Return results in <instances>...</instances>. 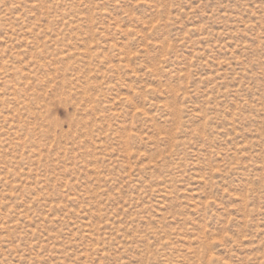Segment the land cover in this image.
<instances>
[{
	"label": "rangeland",
	"instance_id": "obj_1",
	"mask_svg": "<svg viewBox=\"0 0 264 264\" xmlns=\"http://www.w3.org/2000/svg\"><path fill=\"white\" fill-rule=\"evenodd\" d=\"M0 264H264V0H0Z\"/></svg>",
	"mask_w": 264,
	"mask_h": 264
}]
</instances>
